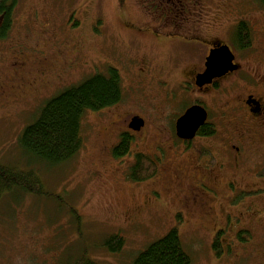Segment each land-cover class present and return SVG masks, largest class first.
<instances>
[{
    "label": "rangeland",
    "instance_id": "obj_1",
    "mask_svg": "<svg viewBox=\"0 0 264 264\" xmlns=\"http://www.w3.org/2000/svg\"><path fill=\"white\" fill-rule=\"evenodd\" d=\"M153 7L152 0H19L13 28L0 42V161L33 167L53 198L25 192L2 198L0 264H67L83 255L98 264H133L139 251L173 228L192 264H264V179L243 175L240 186L262 187L239 189L230 182L228 190L233 176L224 172L230 170L227 159L217 158L206 146L184 148L172 140L165 125L169 109L164 92L173 104V120L194 99L173 75L169 86L137 90V82L146 81L141 72L146 56H156L172 71L182 52L179 45L164 44L162 29L149 26L145 11H155ZM196 9L204 18L196 35L207 44L201 53L208 55L210 41L225 43L244 70L264 81V62L254 59L264 30L259 1L198 0ZM239 17L253 24L256 49L242 52L231 44ZM192 64L185 62L179 74L189 76ZM109 67L121 75L123 100L85 115L82 151L57 169L27 158L18 137L40 107L92 74H106ZM198 101L217 117L211 102L209 106L202 96ZM135 115L145 127L131 137L130 154L117 159L112 148ZM175 148L194 152L176 158ZM137 152L158 167L154 177L141 182L129 178ZM247 229L253 233L251 242ZM111 234L125 240L119 253L101 247Z\"/></svg>",
    "mask_w": 264,
    "mask_h": 264
},
{
    "label": "flooded vegetation",
    "instance_id": "obj_2",
    "mask_svg": "<svg viewBox=\"0 0 264 264\" xmlns=\"http://www.w3.org/2000/svg\"><path fill=\"white\" fill-rule=\"evenodd\" d=\"M152 2L155 6L153 7L155 11H145L147 12V18H149V26L156 29L159 28L160 30L162 29V32H165L166 35L164 44H170L171 46L179 45L182 52H180V55L175 59L178 60V62H176L178 69L172 71H169L167 68L168 66L163 62L158 61L156 56H146L147 64L145 63V66L147 67L144 72L140 66L142 62L138 58L139 56H136V58H138L136 64L138 67H141V72L143 73L142 77L146 78L145 82H137V86L140 87L137 88V90L140 89L139 91H142L146 85H148L147 90L151 89L152 91L158 90L161 84L163 85L161 88H164L166 85L169 86V84L172 83V80H170L171 75H173L182 88L187 89L194 99L193 102L173 120L171 116L173 104L163 90L164 100L167 102V107L169 109L165 125H167V128L171 131L172 140L178 141L184 148L185 146H190L195 143L206 146L217 158L227 159L230 170H224V172H230L231 176H233L232 180L228 181L225 186L228 190L230 182L234 184L232 186L233 188L239 189L262 187L252 186L244 188L240 186L238 180H240L243 175H248V177L250 176V178L258 180L264 179V81L259 80L257 77L249 74L247 70L243 69L237 54L230 46L235 55L234 63L239 66L238 70L227 73L220 78L213 79L211 84H206L202 87L198 86L196 84V77L205 71L206 58L209 52L225 43L210 41L209 43H211L212 46L208 47V50H205L208 55H203L201 53L200 47H206L207 44L203 42L200 36L196 35L199 33L204 21L203 16L196 9L198 0H152ZM242 22L247 23L251 28L249 38L252 40V45L248 50L238 48V25ZM233 25L235 26L233 30L235 36H233L234 33L231 32V37H233L231 44L235 46V49L242 52L249 51L253 47L256 49L254 43L256 35L252 27L253 24L247 18L239 17ZM156 33L157 32H154V34ZM154 34L150 35L152 36ZM262 34V45L260 43V45L257 46V52L255 53L256 57L254 59L264 62V30ZM181 37L183 38L182 40H180ZM156 40L159 41L158 38H154L153 44H157L155 43ZM192 45L196 46V48H192ZM185 62L194 63L190 65L191 74L186 78L179 74ZM154 66V76H152L151 70H153ZM159 66L162 67L161 70L158 69ZM163 78L165 79L161 81ZM199 96H202L206 103L211 102V106L209 103L208 105L215 111L217 117L212 116L205 103L202 104L201 101H198ZM196 105L204 107L207 111V120L205 124L199 128L195 137L191 140H184L177 137L176 122L178 118L184 115L187 109ZM133 117L139 116L135 115ZM132 118L128 119V129L122 133L130 137L136 135L137 132H140L145 127L144 124L143 128L139 131L130 129L129 125ZM116 145H118V143ZM116 145L113 146L112 150ZM161 147L163 148L162 144L159 148ZM189 151L193 150L176 149L175 157L180 158ZM137 153H135L132 158H135ZM161 156L163 158V152H161ZM195 158L197 160L196 155ZM202 169L205 168L202 167ZM247 231L249 233L247 241L251 242L250 236H252L253 233L251 230L247 229Z\"/></svg>",
    "mask_w": 264,
    "mask_h": 264
},
{
    "label": "trees",
    "instance_id": "obj_3",
    "mask_svg": "<svg viewBox=\"0 0 264 264\" xmlns=\"http://www.w3.org/2000/svg\"><path fill=\"white\" fill-rule=\"evenodd\" d=\"M258 1L264 8V0ZM18 3L19 0H0V42L7 39L13 28L15 8ZM250 33L251 28L247 23L242 22L238 25L239 49L246 50L251 47ZM63 90L40 107L35 119L18 137V144L23 154L49 169H57L60 165L71 161L85 147L83 119L88 112L101 111L123 100L121 75L113 67H109L106 74L96 72ZM131 144V137L122 134L118 145L112 150V156L121 159L130 154ZM157 172V164L150 157L137 153L130 168L129 178L141 182L154 177ZM15 192L53 198L47 192L38 171L33 167L24 169L0 161V201L5 195H12ZM71 215L78 220L81 219L77 209L71 208ZM124 242L121 235L111 234L103 240L101 247L109 253L116 254L123 249ZM217 245L218 242H215L214 247L216 248ZM67 264L98 263L93 258L83 255ZM133 264H192V259L184 249L177 229L173 228L144 250L139 251Z\"/></svg>",
    "mask_w": 264,
    "mask_h": 264
},
{
    "label": "water",
    "instance_id": "obj_4",
    "mask_svg": "<svg viewBox=\"0 0 264 264\" xmlns=\"http://www.w3.org/2000/svg\"><path fill=\"white\" fill-rule=\"evenodd\" d=\"M234 54L227 45L211 50L207 57L206 70L197 76L196 84L200 87L211 84L213 79L222 77L229 72L236 71L238 65L234 64ZM207 111L201 106L190 107L176 123V135L184 140H191L197 131L205 124ZM144 126L141 118L132 119L129 128L139 131Z\"/></svg>",
    "mask_w": 264,
    "mask_h": 264
}]
</instances>
